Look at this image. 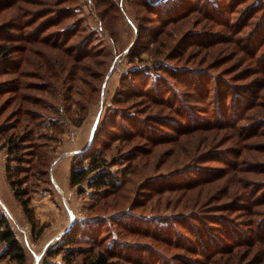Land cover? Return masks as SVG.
<instances>
[{
    "label": "rangeland",
    "instance_id": "1",
    "mask_svg": "<svg viewBox=\"0 0 264 264\" xmlns=\"http://www.w3.org/2000/svg\"><path fill=\"white\" fill-rule=\"evenodd\" d=\"M6 1L8 0H0L2 3ZM111 1L115 2V6L111 13L108 12L109 16L103 14L105 7L110 5L108 2L105 4L102 1L96 2L94 0H68L67 3L59 5L71 7L72 17L80 19V26L73 29L64 27L65 31L61 32V34L63 33L62 37L56 32L60 28L59 25L50 26L46 33L41 34L48 35L46 42L39 40L28 43L29 52H31L29 63H24L19 68L20 72H24V76H19L14 71L0 75V126L1 128L4 126L2 135H0V144H3L10 134L16 135L15 137L19 140L23 135H27L35 142L33 146L30 145L31 143L24 144L26 148L23 149V155L26 160L21 161L22 168H16L10 174L6 170L9 153L6 147L0 149V204L9 216L11 225L17 231L18 238L24 244L27 255L24 264H36L37 260H39V264H64L63 252L57 256H49L47 254L48 249L61 243L65 231L81 219L92 220L90 222L92 235L90 240L79 238L75 244L74 262L80 263L92 251H107L121 264H182L173 260L179 254H185L192 260L199 259L195 254L177 247L179 244L190 246L187 243L190 241L192 231L197 228L195 223L199 224L200 229L204 232H216L221 235L218 230L208 227L209 215L208 218L204 216V223L198 222L195 217H193L194 221H191L189 216H186V224L189 227L185 223L178 224L177 228L166 223L160 231H156L154 229L159 228L157 224L160 225L161 221L159 220L162 219L155 220L156 224H154L151 220L148 221L137 215L125 213L130 206L134 210L148 215L151 212L153 214L163 212L178 214L179 212H193L194 210L202 213L217 212L225 215L224 219L227 217L230 220L233 219L229 223L226 221L230 225L226 226V230L231 231V233L235 232V234L236 232H244L245 236L251 235L250 230L255 227V224L252 227L248 225L251 223L250 215L239 207L242 206L241 204L244 206L248 202L247 199L253 195L254 191L251 188L264 185V136L261 134L254 136L253 134L255 130L261 133L258 129H254L257 125H255L254 118H264V87L260 88V83L264 79V31L261 37H250L256 32L255 24L257 22L260 25L264 24V20L259 19V16L264 12V7L259 6L254 2L255 0H165L164 4L157 8L159 12L154 14L144 5L145 0ZM151 1L154 2L155 0ZM16 2L17 6L21 7L20 12L18 11L21 21L27 18L25 30L29 38L33 39L37 36L34 33L35 30L43 22L54 16V14L51 16L48 14L35 19L36 12L41 8L45 9L52 3L50 0H41V2L38 0H19ZM175 2H177V6H174L173 3ZM251 3L258 7L256 9L259 12L250 18L246 17V25L242 23L239 28V25L236 26V23L233 24V22H236L249 5H252ZM205 5L210 20L205 18V13H203L202 7ZM167 6L172 9L169 13L164 12ZM194 6L201 13L195 11L187 18L172 21L167 25L162 23L165 16L172 18L181 15L186 8H193ZM219 9H223V15L218 14L220 13L217 11ZM215 12L219 16L229 15L231 17L232 15L233 18L230 20L232 23H230L234 30L221 24L209 25V22L214 20ZM2 17L1 14L0 20L6 18ZM30 20L37 21L30 26L28 25L31 24L29 23ZM12 31L18 33L17 30ZM204 32L213 35L219 33L218 37L230 36L231 38L217 41L211 47L199 48L196 41L204 37ZM71 34H73L72 37ZM84 34L91 39V46H93L91 48L100 52L97 59L103 61L106 70L101 72V74L103 73L101 78L99 74L102 68L95 70L92 76L87 77V84L80 83V86L87 90L86 94L82 95L73 91L74 87H72L71 92L68 91L66 80L62 81L56 78L51 81L45 77L47 71L42 55L50 53L54 62V55L62 50L59 48L62 47L61 44L66 47L75 44V42L77 44L80 42L77 41L78 36ZM257 50L259 51L257 52ZM181 52L183 55L177 56V53ZM174 64L179 66L192 65L195 67L194 71L198 72V74L191 71L188 74L178 72V77L182 78L180 80L187 81L176 82L182 93L194 91L196 89L195 84L198 85L204 81L203 78H206L210 82L207 87L199 84L202 90L209 88L214 91L217 88L216 85L222 87V82L226 85H235L236 89H233L236 91L246 92L251 89L255 94L252 97L255 101L253 106L243 111L244 119L240 121L244 137L240 141L242 153L237 157V160L242 162L241 165L245 171H238L239 175L234 178L231 175V170L226 174H221V171L218 170L226 165L225 160H221V158L229 155L230 159H236L235 154L231 151L239 148L238 143H236L237 139L224 140L222 144L217 143L215 147L210 149L216 152L213 159L201 163L203 167L212 166L211 172L217 173L215 181L206 185H199L189 191H163L160 194L147 195L141 187L147 185L146 181L149 176L171 172V160L175 159L178 146L189 145L190 140L186 138L172 143L162 142L155 147L151 155H140L136 158L127 156L125 153L131 152L137 141L131 140V142L125 143V141L120 142L114 139L113 125L115 120L110 117V113H112L111 104L115 105L114 97L122 90L123 77L127 78L130 74L136 82V86H132V88L137 94L131 98L129 104L125 102L117 104L119 107L131 105L132 109L135 107L141 110L145 109L146 105L143 103L145 98L138 94L142 93V81H146L145 73L148 72L147 75L151 76L150 79L155 80L156 76L153 73L155 70L173 68ZM161 65H164V68ZM132 68H136L139 72L137 74L130 72ZM204 71L207 72V76ZM218 76L221 77V82L216 81ZM20 81L26 88L24 86L17 89L16 92L9 91V88L18 85ZM48 81L54 83L52 89L57 85L58 92L52 94L53 96L51 89H47ZM254 82L257 84L255 85ZM38 84L45 85L46 89L40 90ZM163 84L164 81H160L159 84L152 87L156 96L161 93L159 91ZM30 85L31 87H28ZM92 88H97V90H91ZM213 91H211L210 96H213ZM21 94H27L31 99L29 98L21 105L19 102ZM207 100L210 109H214L216 105L214 102L212 103V100H215V97H210ZM191 102L201 103L196 100ZM58 108H60L59 111H56ZM27 110L31 111L29 115L25 113ZM141 110L138 111L144 113L143 115L145 112L158 114L169 112L161 103L160 105L150 104L145 112H141ZM171 114L174 115V112L172 111ZM199 114L208 116L210 113L207 114L200 110ZM98 115L99 118L97 119ZM81 119L82 122L77 124ZM129 125L132 124L129 123ZM98 126V137L90 145ZM155 133H167V127L164 126L163 129ZM204 136V132L196 135L197 139ZM89 145L91 148L102 149V155L106 156L113 164L111 168L116 172L122 170L121 178L134 180L126 184L131 188V191H127L129 193L119 189L106 196H104L106 192H103L104 194L101 196L95 193L91 187H87L86 191L81 193L78 186L71 185L69 180L71 164L82 157L76 153L86 149ZM48 149H51L50 152L48 151V161L46 159L44 161L47 166L45 164L36 166L35 162L38 160L36 153ZM10 162L13 165L19 163L15 160ZM84 162L87 163L86 158ZM128 162H131L130 168L134 167L135 171L124 175L123 169L129 165ZM45 169L47 172L42 175L41 172ZM196 171L197 168L191 172V175H194ZM9 176L23 184L32 196L31 204L36 213L37 223H47L41 234L34 233L20 202L13 194ZM182 177L178 174L176 176L179 180ZM238 177H242L244 183L249 186L247 189L241 187V181H238ZM163 181L166 180L159 182L162 183ZM226 187L228 190L224 191ZM222 207H234L235 210L221 211L218 209ZM254 209L256 211L262 209L264 214V206H254ZM263 214H257L255 217L258 219ZM193 222L194 224L191 226ZM238 224L243 228L242 230L231 228ZM140 228H147V231ZM150 228L153 229L150 231ZM241 234L240 237L244 236ZM223 235L225 236V234ZM222 241L210 239L208 244L211 247L215 244V247H224L230 242L226 236L223 237ZM122 242L130 243L126 250H122V245L119 246ZM194 242L196 241L193 240ZM238 248L243 252L246 251L244 246ZM2 249L0 246V251ZM200 259L202 258L200 257ZM0 264L16 263L7 256L0 258Z\"/></svg>",
    "mask_w": 264,
    "mask_h": 264
},
{
    "label": "trees",
    "instance_id": "2",
    "mask_svg": "<svg viewBox=\"0 0 264 264\" xmlns=\"http://www.w3.org/2000/svg\"><path fill=\"white\" fill-rule=\"evenodd\" d=\"M19 0H8L4 3L0 2V15L2 14L4 18L3 20H0V75L9 73L11 71L17 72L18 75L24 76V72H20L19 68L24 63H29V56L31 55V52H29L28 43H33L36 41H43L46 42L48 40V35H41L42 33H46L48 28L50 26L59 25V30L56 31L60 35L61 32L65 31L64 27H71L72 29L76 26H80V19H75L73 16V13H71V7L69 6H59L64 3H67L68 0H50L51 5H48L45 7V9H39L38 12H36V17L41 16H51L54 14L53 18L50 20H47L43 22L37 30H35L34 33H36L35 38H29V35L25 28H27V18L24 19V21H21L20 15L18 11L20 12V8L17 6V2ZM37 1V0H35ZM96 2H104L105 4L108 2L110 3L109 6L105 7V10L103 11L104 16H109L113 8L115 6V2L111 0H94ZM38 2H41V0H38ZM37 2V3H38ZM165 0H155L152 2L151 0H145L144 5L149 8L150 12L157 14L159 12L157 8H159L160 5H163ZM259 6L262 5V8L264 7V0H255ZM166 4V3H165ZM174 6H177V2L173 3ZM252 4V3H251ZM254 4L249 5V7L245 10L244 13H242L236 22H233V24L236 23V26L240 25L242 23H245L246 17H252L256 14V12H259ZM155 9V10H153ZM10 10V11H9ZM171 7L167 6L166 9H164L165 13L171 12ZM203 13H205V18L209 19V13H207V7L206 5L202 7ZM9 11V12H8ZM199 11L196 6L193 8H186L182 12L181 15L173 16L172 18H168V16L164 17L162 19V23H172V21H176L179 19L187 18L190 15L193 14V12ZM218 14L223 15V9L217 10ZM201 13V12H200ZM217 12L214 14V20L213 22H209V25L213 24H221L225 27H228L229 29H233L231 27L232 21H230L233 16L231 17L229 15L219 16ZM247 14H249L247 16ZM56 15V16H55ZM167 15V14H166ZM2 17V18H3ZM1 18V19H2ZM70 18V19H69ZM110 18V17H109ZM259 19L264 20V12L259 16ZM20 20V21H19ZM37 20H30L28 25H33ZM70 22V23H69ZM231 22V23H230ZM261 22V21H260ZM33 23V24H32ZM247 23V22H246ZM246 23L244 25H246ZM256 23V22H255ZM254 23V24H255ZM258 23V24H257ZM255 24L256 26V32L251 35L250 37H261L262 33L264 31V24H259L257 22ZM243 26V25H242ZM70 28V29H71ZM85 28V26H83ZM82 28V29H83ZM17 30L18 33H13ZM240 30V29H239ZM70 31V30H69ZM90 33V32H89ZM63 34V33H62ZM62 34L60 37H62ZM219 33L213 35L209 34V32H204L202 39H197V44L199 48L202 47H211V45L217 41H223V39H230L231 37H218ZM73 34H71L72 37ZM217 35V36H216ZM224 36V35H223ZM264 36V34H263ZM213 40V41H211ZM77 41H80L79 43L73 44L69 47L64 46L61 44L62 50H60V53H57L54 55V62L52 61V55L50 53L43 54V59L46 64V73L45 77L51 79V81L55 80H62L67 81L68 83V91L71 92L72 87L73 91H77L78 93L85 95L86 91L85 87H81L80 83L87 84L88 83V76H92L95 70L100 71V78L103 76L101 72H103L105 69L103 65V61L100 59H97V57L100 55V52H97L95 49H92L91 47V39L87 35H80L77 38ZM59 44V43H58ZM60 46V45H57ZM84 46H86L84 49H82ZM91 48V50H89ZM259 50H257L258 52ZM254 52V53H257ZM19 54V55H18ZM183 55V52L177 53V56ZM41 56V57H42ZM90 61V62H88ZM53 62V63H51ZM103 65V66H102ZM100 66V67H99ZM168 66V65H166ZM39 67V65H38ZM162 68H164V65H161ZM194 68L192 65L188 66H179L175 65L172 67L164 68L162 70H155L154 75L156 76L155 80H151V76H148L147 73H145L144 77H146V81L143 80L142 83V93L140 94L143 98V103L146 105L145 109L141 110L135 107L132 109V107L125 106V107H119L118 104L120 102L130 103L131 98L136 96L137 93H135L132 86H136V82L133 79V76L129 74V77H123V83L121 84V91L118 92V94L114 97V104H111L112 106V113H110V117L112 120H115V124L113 125L114 128V139L119 140L120 142L125 141L131 142V140L137 141L136 144L133 145V148L131 152L125 153L127 156H131L132 158H136L138 156H147L148 154L151 155L155 147L157 145L161 144L162 142H176L178 140L186 139L188 138L190 140L189 145L182 144L181 146H178L179 148L176 151L175 159L171 160V172L169 173H162L161 175L156 176L152 174L147 179V185L142 186V190L146 192L148 195H152L153 193L160 194L163 191H176V190H192V188H195L199 185L211 183V181H215L217 178L215 176L217 173L213 174L211 172L212 166H206L203 167L201 165L202 162H206V160L213 159V157L216 155L215 150H210L213 147L216 146L217 143L222 144L224 140L230 141L237 139L236 143H238L239 148H235L233 151H231L233 154H235L236 159H230L229 155H225L221 160H225L226 165H223L218 170L221 171V174H226L228 171L231 170V175L236 178L238 174V171H245L243 166L241 165L242 162L237 160V157H239L242 153L241 151V145L240 141L244 137L243 136V130L240 125V121L244 119V110L246 111L249 109V107L253 106L254 99L252 98L255 96L251 89H248L246 92L236 91L235 85H226L223 84L220 81L221 77H217L218 82H221L222 87H218L214 89L202 90L201 87H199V84L201 86H208L209 80L206 78H203L204 81L201 83L195 84V90L192 92H185L182 93L180 91V87L176 85V82H187L186 80H180L181 77H178L179 73H189L190 71L195 74H198L197 71H194ZM206 69V68H205ZM204 69V70H205ZM171 70V71H170ZM198 70V69H195ZM149 71V70H147ZM169 71V73H168ZM202 72V70H200ZM134 74H137L139 72L136 68H132L131 71ZM205 72V71H204ZM143 73V74H144ZM207 76V72H205ZM143 77V78H144ZM179 79V80H178ZM160 81H164V84L160 87L159 96H156L153 92L154 86L159 84ZM190 83V82H188ZM47 89H51L52 94L58 92L57 91V85L55 88L54 83L48 81ZM90 84V82H89ZM187 85V83H185ZM256 85L257 83L254 82ZM27 85V84H26ZM39 85V89H46L45 85ZM23 83L20 81L18 85H13L11 88H9V91H17V89H21L24 87ZM28 87H31L28 86ZM240 87V86H237ZM264 87V79L263 82L260 83V88ZM26 88V86H25ZM137 88V87H136ZM152 88V89H151ZM235 88V89H233ZM97 90V88H92L91 90ZM99 91V90H98ZM134 91V92H133ZM211 91L214 92L213 96L211 95ZM245 91V90H244ZM132 92V93H131ZM17 94V93H16ZM15 94V95H16ZM250 96H249V95ZM17 96V95H16ZM53 96V95H52ZM209 97V98H208ZM210 97H215V100H212V103L214 102V109H210V106L208 104V100ZM30 96L21 94L19 97V102L22 103L24 101H28ZM31 99V98H30ZM192 100H196L201 103H192ZM222 104H221V103ZM19 103V108L21 109V105ZM118 103V104H117ZM156 103V104H163L165 108L169 110L168 113L160 112V114L156 112H145L148 107H150V104ZM205 103V104H204ZM204 104V105H200ZM251 104V105H250ZM84 108V105H83ZM60 108H58L56 111H59ZM138 110H141L140 113ZM210 113L208 116H202L199 114V111ZM172 111L174 112V115H172ZM31 111H26L28 115ZM206 115V114H205ZM201 120H200V119ZM55 120V119H54ZM61 121V120H60ZM256 127L254 129H258V133L256 130L253 131L254 136L261 134L264 136V118H254ZM82 122V119L78 121L77 124H80ZM114 122V121H113ZM120 122L119 124H117ZM49 123V122H48ZM131 123L132 127L129 125ZM260 124V127L258 125ZM164 126L167 127V133H161L157 134L156 131H159L164 128ZM0 126V135H2L4 126ZM98 128L93 134V139L90 143V145L95 141V138L98 137ZM120 131V132H118ZM200 132H204L205 136L203 138L197 139L196 135ZM16 135L10 134L7 136L8 138L3 142V144H0V149L6 147L7 152L9 153L8 159H7V173L10 174L12 171L16 170V168H22L21 161H25V157L23 155V149H25L26 145L28 143H31L30 145L33 146L35 142L27 135H23L20 137L19 140ZM196 137V139H195ZM234 142V141H233ZM26 144V145H24ZM87 146L86 149H83L82 151L76 153L78 155H81L80 159L73 161L70 168V175L69 180L71 182V185L78 186V190L82 193L85 192L87 187H91L95 193L100 194L103 196V192H106L104 196H106L109 193H113L120 190L126 191V193H129L127 191H131L130 186H126L128 182H133V179L130 178H121V172L120 171H114L111 167L113 166L112 163L107 159L106 156H103L101 151L102 149H96L91 148V146ZM44 146V145H43ZM190 146V147H189ZM189 147V148H188ZM218 149V148H214ZM51 150V149H50ZM50 150H43L38 151L36 154L38 155V160L35 162L36 166H39L40 164H45V159L47 160L48 157V151ZM236 150V153H235ZM171 152V151H170ZM168 153V151H167ZM171 154V153H170ZM124 156V154H123ZM87 159V163L84 162V159ZM167 158V157H166ZM17 161L19 163H14L10 161ZM48 161V160H47ZM129 165H127L123 169V174L126 175L130 172L135 171L134 167L130 168L132 165L131 162H128ZM47 166V164H45ZM130 168V169H129ZM195 168H197V171L194 172V175H191V172L195 171ZM47 172V169L42 170L41 174L44 175ZM183 176L182 179L179 180V178H176V176ZM220 174V177L222 176ZM225 176V175H224ZM238 181H241V187L243 189H247L249 186L244 183V180L242 177L237 178ZM163 181L160 183L159 181ZM9 182L11 185V188L13 190L14 196L17 198V200L20 202L22 210L24 211L26 217L28 218L29 222L31 223L33 227L34 233L41 234L46 227V222L38 224L35 210L31 204V198L28 190L26 187L23 186V184L16 181V179H11L9 176ZM264 185L261 187H253L251 188L252 191H254L251 196V198H248V202L243 206L239 207V209H244L246 213H249L250 215V221L251 223L248 224L252 227L253 224H255V227H253L252 230H250L251 235L245 236L244 232H235L231 233V231L226 230V226H230L228 223L229 221H233V219L225 218V215H221L217 212H210V213H202L201 211L194 210L193 212H179L178 214H175L174 212L169 213H149L143 214L139 211H136L132 208V206L129 207V210L125 213L131 214V215H137L138 217H141L146 220H151L152 223L156 224L155 220H159L160 225L159 228H156L154 230L160 231L162 229V226L168 225L178 227V224L182 223L189 227V225L186 224V216H189V219L191 221L193 220V217L198 220V222H202L205 220L204 216L206 218H210V222L208 227L214 228L220 232L221 235L217 234L216 232H204L200 229V225L195 223L196 229L192 231V235L190 236V241H188V245L186 246L184 244H179L177 247L183 248L193 254H195L199 259H190L185 254H179L176 260L179 263L182 264H264V214L262 209H257V211L254 209V206H264ZM130 189V190H129ZM228 188H224V191H227ZM247 193V192H246ZM251 193V192H250ZM221 211L222 210H235L234 207H222L218 208ZM187 213V214H186ZM260 215L258 219L255 217L256 215ZM209 215V216H208ZM208 216V217H207ZM204 219V220H203ZM91 219H81L78 222H76L71 228H69L67 231H65V235L62 237L61 243L57 244L54 247H51L48 249L47 254L49 256H57L61 252H63V259L64 264H121L119 263L113 255L109 254L107 251H95L91 252L89 255H86V259L80 262H74V252H75V244L77 241H79V238H86L90 240V236L92 235V231L90 229L91 227ZM228 223H227V222ZM194 222L191 223V226H193ZM232 229L235 228L236 230L240 229L242 230L241 226L238 224L237 226L231 227ZM90 229V230H89ZM147 231V228H140ZM150 228L149 230L151 231ZM159 229V230H158ZM191 229V228H190ZM89 230V233H88ZM234 231V230H233ZM154 233V232H153ZM180 233V232H179ZM243 233V234H241ZM225 236L230 240L228 244H226L224 247H211L208 243L210 239L219 240L221 242L223 237ZM241 235H244L240 237ZM85 235V236H84ZM212 237V238H211ZM218 237V238H217ZM217 238V239H215ZM193 240L196 242L193 243ZM126 243V244H125ZM129 242H122L119 246L122 245V250H126L127 245H129ZM208 244V245H207ZM192 245V246H191ZM0 246H2V250L0 251V258L9 256V258L14 261L16 264H24L27 260V255L25 254V248L23 242L18 238L17 231L15 228L11 225V222L9 220V216L7 213L2 209V206L0 204ZM244 246L246 248V251H241L240 248ZM208 247H211L207 249ZM79 249V248H78ZM238 249V250H237ZM110 250V247H109ZM83 251V250H82ZM158 251V250H157ZM160 252V251H159ZM162 253V252H160ZM249 255H252L251 257ZM200 257L202 259H200ZM55 264V263H50Z\"/></svg>",
    "mask_w": 264,
    "mask_h": 264
},
{
    "label": "water",
    "instance_id": "3",
    "mask_svg": "<svg viewBox=\"0 0 264 264\" xmlns=\"http://www.w3.org/2000/svg\"><path fill=\"white\" fill-rule=\"evenodd\" d=\"M98 118H99V115H98L97 119H98ZM36 264H39V260L36 261Z\"/></svg>",
    "mask_w": 264,
    "mask_h": 264
},
{
    "label": "crops",
    "instance_id": "4",
    "mask_svg": "<svg viewBox=\"0 0 264 264\" xmlns=\"http://www.w3.org/2000/svg\"><path fill=\"white\" fill-rule=\"evenodd\" d=\"M21 212V211H20Z\"/></svg>",
    "mask_w": 264,
    "mask_h": 264
}]
</instances>
